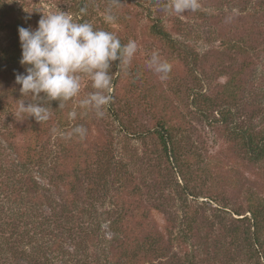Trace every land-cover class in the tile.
<instances>
[{
    "label": "rangeland",
    "instance_id": "rangeland-1",
    "mask_svg": "<svg viewBox=\"0 0 264 264\" xmlns=\"http://www.w3.org/2000/svg\"><path fill=\"white\" fill-rule=\"evenodd\" d=\"M241 1L197 0L196 11L176 13L170 7L174 0H121L113 8L115 21L106 23L104 14L110 0H0V46L20 43L19 27L35 29L43 14L59 11L80 22H90L96 29L113 32L122 44L129 39L137 42L130 64L118 69L114 63L109 70L113 77L112 102L103 110L104 115L97 116L95 109L79 108L82 122L98 130V140L96 134L93 140L100 145L101 140L112 141L132 181L142 187L139 197L130 188L124 195L120 193V203L148 210L146 226L152 227L153 235L162 232L165 246L171 245L169 256L181 251L165 230L176 226L182 216L183 204L176 191L185 189L196 197L187 199L188 217L197 220L195 236L203 252L208 245L231 243L228 231L236 225L233 211H246L251 191L257 187L263 191L264 166L248 162L228 127L204 123L196 104L202 102L203 80L207 95L217 103L237 96L243 100L239 107L243 116L255 111L256 119L261 117L256 107L264 100V19ZM82 8L86 9L84 14ZM154 19L174 43L151 33ZM154 52L171 64L166 79L149 67ZM17 73L25 71L8 68L7 83L0 88L13 110L14 124L9 128L15 125V133L34 123L33 117L19 112V104H27L30 97L19 98L22 94L16 84ZM95 91L91 79L85 77L78 104ZM259 122L264 124L262 119ZM161 125L169 129L177 143L173 162L168 161L157 134ZM25 138V133H19V141ZM77 189L82 196L84 187ZM137 234L138 240L145 237L141 231ZM187 249L185 246L182 251ZM213 253L209 252L211 260ZM155 260V264H170L168 258ZM239 264L251 263L241 259Z\"/></svg>",
    "mask_w": 264,
    "mask_h": 264
},
{
    "label": "trees",
    "instance_id": "trees-1",
    "mask_svg": "<svg viewBox=\"0 0 264 264\" xmlns=\"http://www.w3.org/2000/svg\"><path fill=\"white\" fill-rule=\"evenodd\" d=\"M241 3L264 19V0ZM151 33L175 42L159 20L154 19ZM21 57L20 43L0 46V88L7 83L8 68L25 71ZM203 84L201 80V104L194 97L203 122L228 127L248 162L264 166V124L259 122H264V100L256 104L261 114L258 120L255 111L241 114L243 100L239 97L217 103L207 95L208 87ZM26 96L31 100L30 95L19 98L24 100ZM6 99L7 95L0 94V264H155V259L162 258H168L170 264H239L241 259L264 264V187L262 192L258 187L251 191L246 211H233L236 225L228 231L231 243L208 245L206 251L203 247L205 254L196 241L197 220L188 217L187 199L196 197L185 189L176 191L183 204L182 216L176 226L164 228L181 251L169 256L171 245L165 246L162 232L153 235L152 227L146 226L148 210L120 203V193L124 195L130 188L139 197L142 187L132 181L112 141L99 139L103 142L100 145L93 140L94 134L98 140V130L82 122L78 96L65 102L62 109L59 101H52L47 105L52 107L47 122L40 124L33 118L29 129L16 133L15 125L9 128L14 124V114ZM247 106L253 108V104ZM71 111L77 113L75 119L69 118ZM84 119L88 121L87 116ZM80 125L87 129L83 139L60 135ZM19 133H25L23 141H19ZM157 134L164 154L173 162L176 140L164 125ZM78 186L84 187L82 196ZM137 231L145 237L138 240ZM185 246L188 249L183 252Z\"/></svg>",
    "mask_w": 264,
    "mask_h": 264
},
{
    "label": "clouds",
    "instance_id": "clouds-1",
    "mask_svg": "<svg viewBox=\"0 0 264 264\" xmlns=\"http://www.w3.org/2000/svg\"><path fill=\"white\" fill-rule=\"evenodd\" d=\"M121 0H110L104 19L112 23L116 17L113 8ZM176 13L186 10L196 11L197 0H174L170 5ZM86 9H81L84 14ZM19 40L22 49L20 64L25 73L16 74V84L20 85L22 96L30 95L31 100L19 104V112L42 124L52 115V101H59V108L65 102L80 94L82 80L87 77L92 81L95 92L79 101L81 109H95L97 116L104 115V109L112 102L113 77L109 70L115 62L119 69L126 68L138 49L135 40L129 39L122 44L113 32L94 28L87 21L80 22L67 12L43 14L35 29L19 27ZM149 67L166 79L171 72V64L161 59L159 53H153ZM69 118L75 119L77 113L69 112ZM55 132L56 130L53 129ZM87 129L80 125L69 133L61 132L68 138L78 135L83 139Z\"/></svg>",
    "mask_w": 264,
    "mask_h": 264
}]
</instances>
